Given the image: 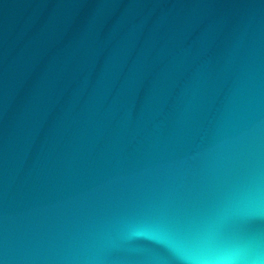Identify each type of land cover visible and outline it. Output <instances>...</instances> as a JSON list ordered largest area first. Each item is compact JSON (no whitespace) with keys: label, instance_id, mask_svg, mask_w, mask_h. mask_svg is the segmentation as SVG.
<instances>
[{"label":"water","instance_id":"95a60500","mask_svg":"<svg viewBox=\"0 0 264 264\" xmlns=\"http://www.w3.org/2000/svg\"><path fill=\"white\" fill-rule=\"evenodd\" d=\"M0 264H264V0H0Z\"/></svg>","mask_w":264,"mask_h":264}]
</instances>
